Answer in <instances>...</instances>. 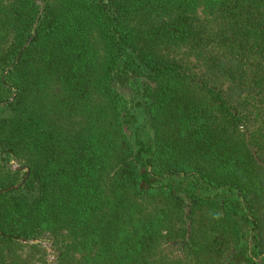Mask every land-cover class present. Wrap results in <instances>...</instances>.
<instances>
[{
  "label": "trees",
  "instance_id": "1",
  "mask_svg": "<svg viewBox=\"0 0 264 264\" xmlns=\"http://www.w3.org/2000/svg\"><path fill=\"white\" fill-rule=\"evenodd\" d=\"M0 264H264V0H0Z\"/></svg>",
  "mask_w": 264,
  "mask_h": 264
},
{
  "label": "rangeland",
  "instance_id": "2",
  "mask_svg": "<svg viewBox=\"0 0 264 264\" xmlns=\"http://www.w3.org/2000/svg\"><path fill=\"white\" fill-rule=\"evenodd\" d=\"M11 166H12V168H15V167H17V165L15 164V163H12V164H10ZM39 242H41V244L44 246V247H46V248H48V250H47V252L49 253V255H48V261L50 262V261H53L54 260V258H53V256H52V254H51V248H50V245H49V242L47 241V240H38Z\"/></svg>",
  "mask_w": 264,
  "mask_h": 264
},
{
  "label": "water",
  "instance_id": "3",
  "mask_svg": "<svg viewBox=\"0 0 264 264\" xmlns=\"http://www.w3.org/2000/svg\"><path fill=\"white\" fill-rule=\"evenodd\" d=\"M37 24V23H36ZM36 24H35V26H34V29H35V27H36ZM34 34H35V32L33 31V33H32V35H31V38L34 36ZM31 38L29 39V41L31 40ZM15 169H20V170H22V168H19V167H15ZM18 186V185H17Z\"/></svg>",
  "mask_w": 264,
  "mask_h": 264
}]
</instances>
